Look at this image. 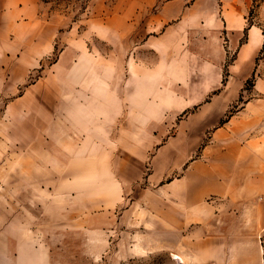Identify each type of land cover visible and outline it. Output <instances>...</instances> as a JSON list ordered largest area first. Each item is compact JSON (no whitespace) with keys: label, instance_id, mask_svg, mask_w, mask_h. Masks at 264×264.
Masks as SVG:
<instances>
[{"label":"rangeland","instance_id":"rangeland-1","mask_svg":"<svg viewBox=\"0 0 264 264\" xmlns=\"http://www.w3.org/2000/svg\"><path fill=\"white\" fill-rule=\"evenodd\" d=\"M41 4L35 19L0 15V264H264V153L251 190L192 207L209 160L175 159L160 175L148 150L211 95H148L131 81L166 67L243 76L227 116L263 145L264 0ZM155 18L177 40L171 53L147 43L163 34L147 33ZM249 36L260 46L244 58ZM141 199L144 215L131 207Z\"/></svg>","mask_w":264,"mask_h":264},{"label":"crops","instance_id":"crops-1","mask_svg":"<svg viewBox=\"0 0 264 264\" xmlns=\"http://www.w3.org/2000/svg\"><path fill=\"white\" fill-rule=\"evenodd\" d=\"M41 9V0H0V15L18 17L24 21L37 18L42 11ZM158 20L156 18L151 19L149 25L156 27ZM169 32V28L161 20L158 28L147 32L148 34L163 33L161 36H152L147 39L149 47L155 49L156 52L160 49L164 53H171L177 40L169 39ZM259 46L260 44L256 47L253 46L249 36L247 42L240 47L238 54L244 58L251 57L256 53ZM169 70L172 69L167 67L154 68L149 76L139 73L136 74L134 79L131 75V81L132 84L135 82V85L142 89L139 93L143 94H206L211 95V97L205 104L188 114L186 119L176 123V130L172 135L167 138H160L158 135L153 136L155 144L151 150H148V153L154 150L152 158L156 161L158 174L169 175L174 173L177 168L173 163L175 159H191L196 154H200L209 160L207 161L208 166L203 169L202 174L206 176L204 178L211 182L196 183L194 188H189L199 192L196 199L192 200L194 202L192 207L199 208V202L202 198L214 192L226 194L236 192L240 196L242 193L243 196L245 190H251L244 180L245 176L256 174L255 171L259 166L261 167L260 159L262 153H264V144H261L262 141L258 137L246 140L239 137V134L244 131V126L243 121H239L238 115L227 116L228 111L235 103L236 95L240 93L244 86L245 80H241L243 76L234 75V77L230 76V80H227L223 72L216 68V71L212 74H196L191 78L186 77L183 79L179 74ZM189 107L185 105L174 114V117H179L187 112ZM169 160L173 164L168 163ZM171 167L172 170H169ZM216 176L222 177L218 178ZM230 178L232 179L231 182H229ZM163 179H161V182ZM131 202V207L140 208V214L149 213V211L142 209L149 206V201L141 199L132 200ZM163 202L164 200L157 199L155 214L153 211L150 212L160 222L165 221L164 205L161 207ZM137 212H133L132 215L138 216ZM175 215L174 212L171 214L172 221L180 222V219ZM201 220L195 219L193 221L198 222Z\"/></svg>","mask_w":264,"mask_h":264}]
</instances>
